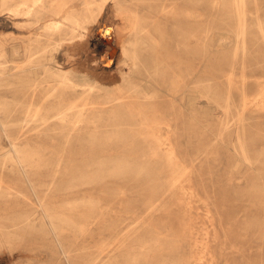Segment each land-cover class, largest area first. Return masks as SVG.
Returning a JSON list of instances; mask_svg holds the SVG:
<instances>
[{"label": "rangeland", "instance_id": "rangeland-1", "mask_svg": "<svg viewBox=\"0 0 264 264\" xmlns=\"http://www.w3.org/2000/svg\"><path fill=\"white\" fill-rule=\"evenodd\" d=\"M204 5L205 30L201 32L207 37L202 38L206 41L202 54L192 32L194 26L190 36L185 37L180 30L183 24L160 14L151 19L142 4L138 6L155 42L141 45L138 70L119 62V46L122 42L129 43L131 37L126 35L118 41L115 31L119 20L110 10H104L99 24L85 42L66 41L54 52L56 68L75 77H86L104 88L92 91L89 96L82 94L81 88L77 89L76 94L83 102L76 110L84 108L83 122L65 130L46 126L38 134L20 137L21 142L36 150L29 164L4 162L3 150H0L3 192L0 222L15 221L16 226H10L9 230L21 233L12 247H0V264H148L143 258L132 262L131 257L146 252L143 241L151 234L158 233L165 240L174 236L183 202L172 186L177 174L168 166L165 144L153 140L144 114H153L161 122H175L181 133L189 126L190 113L197 117L196 121H202V133L173 136L170 144L176 151V160L187 165L188 185L202 196L207 195L211 205L202 206V201L190 203L194 232L200 233V222L206 213H213L219 229L220 210L224 226L220 228V240L225 244L224 254H229L218 260V264H264V236L259 235L257 224L252 231L246 229L255 208L248 211L246 205H237L239 200L233 196L235 189L228 179L232 176L231 148L236 143V134L226 136L225 144L219 143L217 137L222 127L219 121L226 117L219 104L229 96L232 110L228 118L233 121L238 118L236 107L240 106L242 92L251 99L259 92L260 82H264V38L260 33L264 29V0H243L246 29L243 45L236 38L239 20L234 0H205ZM28 20L26 16L3 12L0 5V40L6 43V50L22 39L27 40L44 22L42 19L39 25H30ZM218 34L219 37L227 35V42L218 44L215 37ZM112 48H115L113 55L106 57L113 52ZM21 56L15 59L18 63L26 61L25 55ZM7 59L14 58L8 54ZM191 68L193 71L185 76L184 72ZM29 69L26 67L25 71ZM196 70L203 74L204 84L208 85L205 88L195 87ZM37 71L41 74L42 69L38 66ZM229 76L233 83L230 90ZM122 77L137 85V93L128 92ZM171 80L174 83L170 84ZM116 85L122 96L130 97L93 109L92 97L99 99L114 93ZM13 93L34 111H43L49 105L44 87L0 89V94L11 96ZM110 115H122L126 123L124 133L116 140H109L104 134L93 140L96 118L105 121ZM244 115L246 129L255 137L253 149L262 151L264 116L253 107ZM111 129L110 124L102 126L101 131ZM162 141L168 142L165 137ZM9 142L0 137V149L4 145L7 148ZM119 162L126 166L142 165L144 173L130 170L107 176V171L99 170L101 166L108 169ZM239 168L241 172L232 171L233 176H247L246 167ZM43 209L56 211L59 218L49 220ZM253 218L255 223L257 217ZM26 222L28 227L22 228ZM54 224L59 225V231L54 230ZM155 261L149 258L148 262Z\"/></svg>", "mask_w": 264, "mask_h": 264}, {"label": "bare ground", "instance_id": "bare-ground-1", "mask_svg": "<svg viewBox=\"0 0 264 264\" xmlns=\"http://www.w3.org/2000/svg\"><path fill=\"white\" fill-rule=\"evenodd\" d=\"M138 4H142L147 9L150 14L149 18L151 19L160 14L162 16H169L173 22L177 21L183 24L180 30L185 37L190 36L191 27L194 26L192 32L197 38L198 50L199 53H203L206 41L202 40V38L204 37L205 39L207 37L204 32L203 34L201 32L205 30L203 28L205 21V0H1L0 5L3 12H9L14 16H26L29 18L27 22L30 25H39L42 19H44V22L37 28L38 31L33 33L27 40H20L19 43L12 45L9 50H6L4 40H0V89L15 90L17 88L44 87L47 101H49V105L42 109L43 111H34L31 105L23 104L19 101L14 95L15 92L11 96L0 94V137L10 141L7 148H4V145L0 149L3 150L4 162H11L15 165H26L36 155V150L31 148L29 144L19 140L21 136L25 134H38L46 126L65 130L67 127L85 120L86 117L82 111L84 108L76 110L80 102H83L81 98L79 100V94H76L77 89L81 88L82 94L86 93L85 96H89L92 91L104 88V86H99L95 81L89 80L86 77H75L72 73L68 74L59 70L56 68V64H54L56 60L53 59V54L66 41L83 40L85 42L94 26L99 24V19L101 20L100 17L104 10H110L113 13L112 16L119 20V26L115 31L116 35H118V41L123 40L126 35H130L131 37L129 43L124 44L122 42L119 46L120 52L118 55L121 56L119 62L122 63V66L128 65L134 70L139 69L138 60L141 45H144L146 42L154 44L155 40L148 27V22L145 21V17L141 14ZM130 5H135L136 8L133 9ZM234 5L237 13L236 17L239 20L236 38L243 45L246 34L243 22V0H234ZM260 33L264 38V29H261ZM215 37L218 44L219 42H227V35L219 37L218 34ZM80 48L82 47L80 46ZM112 51L106 57L111 54L113 55L115 48H112ZM8 54L14 59L8 60ZM22 54L25 55L26 61L18 63L15 59L21 58ZM38 66L42 69L41 74L37 71ZM119 66L121 68V64ZM187 66L191 67L190 64ZM26 67L30 69L25 71ZM13 69L15 70L13 71ZM192 71V68L187 69L184 72L185 76L189 75ZM196 73L194 78L197 84H195V87L202 89L208 86L204 84L201 71L198 72L196 70ZM244 80L243 78L242 84H244ZM121 81L125 83L129 93H137V85L130 82L128 77H122ZM169 83L172 84L174 81ZM189 83L191 82L189 81ZM227 83L230 90L233 84L230 76L227 78ZM113 87L115 88L114 93H107L99 99L92 97L90 104L93 109H102L106 104L114 100H118L119 98L128 99L130 97L122 96L118 85ZM171 93L173 92L171 91ZM190 105L188 107L192 108L193 106L191 107ZM219 107L225 111L226 115L223 118L224 120L219 121V124L222 125L219 128V135L217 136L219 143L225 144L226 136L230 133L236 134L237 137L236 143L231 148L234 156L232 169L230 170L232 176V171L241 172L239 167L242 165L246 167L245 172L247 173L245 177H228L232 184L231 186H233L232 188L235 189L233 196L239 200L237 205H246L248 211H251V207L252 209L255 208V212L251 214L252 216H250L246 223V229L252 231L257 224L259 235L264 236V148L259 152L254 151L253 142L255 137L249 134V130L247 131L246 117L244 115L246 110L253 107L254 111L264 116V82H260L259 92L251 99L242 92L240 106L236 107L237 119L230 121L228 118L232 110L229 96L224 99L223 104H219ZM190 114L188 117L189 126H186L185 130L181 133L177 131L178 127L175 122H161L153 114H144L153 140L160 143V145L165 144L168 166L172 168L174 175L177 174L173 178L174 185L172 186L180 196L179 199L182 200L183 204L182 213L176 218L177 225L174 236L165 240L160 239L158 233L149 235L143 241V244L147 247L146 252H139L133 255L131 257L132 262H137L143 258L149 264L150 258L154 259V261L157 259L153 264H218V260L220 262L222 258L226 257L225 255L228 256L229 254V252L224 254L225 244L220 240L222 238L220 228L223 229L224 227L220 210L219 229L217 219L213 213L211 215L206 213V216H203L202 223L200 222L201 228L199 227V234L194 232L195 228L190 218L192 210L190 207L191 202L197 203L198 201H202V206L211 207L207 195L202 196L195 188L188 185L190 180L186 174L188 173L187 165L176 160V151L172 144H170V139L173 136L202 133V121H196L197 117L192 116V113ZM96 121L94 131L91 134L93 140L100 138L103 134L109 140H116L124 133L123 131L126 128L122 115H110L108 118H105V121L102 118H96ZM229 122H233V124H229ZM110 124L113 126V129L106 130L103 133L101 131L102 126L108 127ZM162 137H165V140L168 142H163ZM104 167H99V170L102 172L107 171V176L122 174L130 170H134L138 174L144 173V168L139 164L126 166L122 162H119L108 169ZM241 183H244V185H241ZM2 194L3 192L0 187V195ZM197 198L200 200H197ZM73 204L75 205V202ZM151 205L154 208V202ZM217 211L215 209L216 213ZM44 213L51 221L59 218L56 211L45 209ZM253 216L257 217L255 223L252 222L255 218L251 220ZM10 226H16L15 221L7 219L0 222V247H12L14 241L18 240L21 235V233L15 231L11 232L9 230ZM23 227H28L27 222L23 224ZM54 230L59 231V225L54 224Z\"/></svg>", "mask_w": 264, "mask_h": 264}]
</instances>
